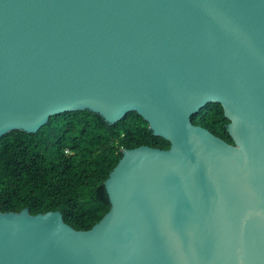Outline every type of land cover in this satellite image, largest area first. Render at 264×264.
<instances>
[{"label": "water", "instance_id": "obj_1", "mask_svg": "<svg viewBox=\"0 0 264 264\" xmlns=\"http://www.w3.org/2000/svg\"><path fill=\"white\" fill-rule=\"evenodd\" d=\"M73 110L169 147L122 149L90 229L0 211V264H264V0H0V137Z\"/></svg>", "mask_w": 264, "mask_h": 264}, {"label": "trees", "instance_id": "obj_2", "mask_svg": "<svg viewBox=\"0 0 264 264\" xmlns=\"http://www.w3.org/2000/svg\"><path fill=\"white\" fill-rule=\"evenodd\" d=\"M191 120L232 143L219 103ZM140 145L167 149L169 142L134 111L111 125L88 110L65 111L35 133L12 130L0 137V211L58 210L74 229H90L109 210L103 182L122 149Z\"/></svg>", "mask_w": 264, "mask_h": 264}]
</instances>
